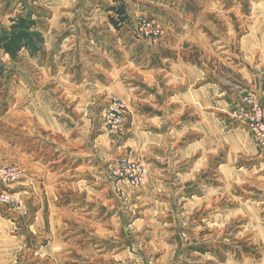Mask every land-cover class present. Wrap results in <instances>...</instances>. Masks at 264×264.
Here are the masks:
<instances>
[{
  "label": "crops",
  "instance_id": "0c3cea01",
  "mask_svg": "<svg viewBox=\"0 0 264 264\" xmlns=\"http://www.w3.org/2000/svg\"><path fill=\"white\" fill-rule=\"evenodd\" d=\"M53 1L56 2L49 3L56 13L59 6ZM64 2L62 11L76 10L79 15L69 28L91 27L96 30L93 35L112 28L109 21L97 23L96 19H89L96 14L109 17L111 5L106 0ZM73 4V9L67 8ZM35 10L32 4L33 13L37 14ZM36 25L39 27V20ZM204 27L194 26L197 32H184L177 41L170 40V47H161L154 66L143 72L142 82L126 80L121 70L113 69L108 86L85 79L73 84L70 81L74 74L70 71L63 75L70 84H64L62 90L57 88L62 96L56 94L52 84L33 86L31 99L22 97L10 104H14V119L10 114L0 119L4 132L0 135V165L13 157L10 162L21 166L25 173L9 188L21 206L0 209V264L191 262L181 259L176 241L169 240L176 237L182 241L185 237L180 228H175L182 227L181 215L170 212V207L184 203L191 219L194 205L207 198L193 192L189 196L181 192L170 196L166 191L160 195L165 190L164 183L153 178L142 196H135L130 185H119L126 196L113 195L105 208L89 174L103 171V157H112L116 146L120 155L145 158L162 173L169 167L176 169L180 189H193L195 174L200 168L207 173L214 170L217 159L227 174L225 179L230 180L238 171L241 190L253 193L247 203L252 210L249 216L256 222L252 227L257 231L256 237L264 236V149L233 115L247 92L257 96L264 92V34L254 33L249 51L248 35L243 36L241 44L243 41L247 50L237 54L231 64V52L225 48L222 56L215 59L221 38L209 31L206 35ZM162 60L167 63L163 65ZM217 62H222V66L217 67ZM127 63L135 73L131 56ZM45 73L55 79L48 70ZM105 90L108 96L126 101L129 110L125 129L115 141L117 138L100 128L89 144L85 133L88 121L100 122L102 112L88 114L87 110L103 109ZM165 186L170 187L166 183ZM101 187L103 183L98 185ZM91 191L95 196H89ZM157 191L159 195L153 196ZM163 208L168 212L164 213ZM44 237L46 244L40 245ZM192 256L188 255L191 260ZM255 262L264 264V259Z\"/></svg>",
  "mask_w": 264,
  "mask_h": 264
},
{
  "label": "rangeland",
  "instance_id": "374dc122",
  "mask_svg": "<svg viewBox=\"0 0 264 264\" xmlns=\"http://www.w3.org/2000/svg\"><path fill=\"white\" fill-rule=\"evenodd\" d=\"M49 1L0 0V119L2 120L8 114L14 119V104H10L22 97L24 100L31 99L33 86L43 88L52 84L51 86L56 88V94L62 96V93H58V89L62 90L64 84H74L78 79L108 86L113 69L121 70L127 77L119 75L126 80L142 82L143 72L154 66L156 53L161 52V47L169 46L171 39L173 42L175 39L177 41L184 32L195 33L194 26H205L203 32L206 35L209 31L215 38H221L222 45H217L215 59L218 60V57L222 56V50L225 48L226 51L231 52L229 53L233 58L231 64H234L237 54L247 50L244 49L243 41L241 44L243 36L248 35L247 51H249L250 43L254 44L252 39L254 33L258 31L264 34V0H106L111 5L109 17L103 18L102 15L96 14L89 19L92 21L96 19L97 23L109 21L112 28L100 30L101 32L94 35L92 33L96 30L91 27L88 30L69 28L70 24H74L73 21L79 19L77 18L79 15L75 13L76 10L62 11L64 0L53 1L61 9L57 7L56 13H53ZM32 4H35L37 14L33 13ZM74 6L73 4L67 8L73 9ZM120 8L124 11H120ZM38 20L39 27L36 25ZM208 26L210 30L206 29ZM22 29L25 32L19 43L21 46L10 44L9 38ZM96 38L97 41L94 40ZM87 40L89 45L86 44ZM223 42L226 44L223 45ZM172 48L174 51V46ZM128 56H131V63H134L135 73L131 66V69H128ZM161 63L164 65L167 62L162 60ZM218 63L217 67L222 66V62ZM46 70L50 72V76H55V79L48 77ZM70 71L74 76L71 77L73 81L69 83L63 75ZM22 86L24 93L21 90ZM104 92L101 99L103 109L100 111V107L96 109L89 107L87 110L88 114L102 112L100 122L98 119L88 121L85 133L89 144L93 143V137L100 128L103 133L117 138L115 141L125 129L129 110L126 101L114 95L108 96L106 90ZM263 94L264 92L257 96L253 92H247L245 98L255 97L262 100ZM245 98L233 112L237 118L240 116V107L246 104ZM72 112L75 113V110ZM117 112L121 114L119 121L111 115ZM77 114L78 110L76 116ZM238 120L242 121L244 128L249 131L245 120L241 118ZM2 130L0 126V135L4 133ZM115 148L116 155L110 158L103 157V171L89 174V180L93 182L92 187L97 188L98 196L101 195L104 199L105 208L108 207L113 195L126 196L119 185H130L135 196H142L151 179H160L164 183L165 190L157 191L153 196L159 195V192L162 195L166 191L170 192V196L181 195L180 192L189 196L193 192L199 197L207 198L202 201L207 204L194 205L196 210L193 211L194 215L191 219L186 215L184 203L178 202L176 206L170 207V212L175 211L181 215L182 227L175 226V228H180L185 237L182 241H178L176 237L169 240L176 241V247L181 249L180 257L181 259L183 257L186 263L191 261L192 264H256L255 259H264V236L256 237L257 231L252 227L256 222L249 216L252 210L249 208L250 205H247L252 200L253 193H246L245 189L241 190L238 171L237 174L233 172L230 180L225 179L227 174L223 167H220V161L217 159L216 166L211 172L207 173L199 169L195 174L193 189H180L176 169L169 167L165 173H162L147 159H131L120 155L117 146ZM170 153L173 154L174 151L171 150ZM10 159L14 160L13 157L6 158L7 163H2L0 168L17 167L20 175L5 186V190L12 195L14 201L0 205V209L19 208L22 204L9 188L24 176L25 172L21 166L11 163ZM124 161L130 162V166L137 164L136 166L144 168L147 173L146 179L143 182L132 183L130 173L125 170L122 173L118 172ZM100 183H103V187L98 188ZM165 183L170 187L165 186ZM208 184L210 186L207 188ZM109 186H115V189ZM99 191L103 193L100 194ZM89 196H95V192L91 191ZM163 210L164 213L168 212L165 208ZM190 230H194V233H189ZM45 239L46 237L40 239V245L46 244ZM188 255H193V259L191 260ZM25 258L27 259L26 256Z\"/></svg>",
  "mask_w": 264,
  "mask_h": 264
},
{
  "label": "built area",
  "instance_id": "2783aa9c",
  "mask_svg": "<svg viewBox=\"0 0 264 264\" xmlns=\"http://www.w3.org/2000/svg\"><path fill=\"white\" fill-rule=\"evenodd\" d=\"M246 104L240 107L239 118L244 119L250 132H252L261 149H264V94L262 100L255 97L245 98ZM112 117L117 121L120 119V113H111ZM130 162H123L119 167L118 172L125 170L131 174L132 183L143 182L146 179L147 173L141 166L135 164L130 166ZM143 167V166H142ZM140 173V175L138 174ZM20 175V170L17 167L0 168V205L10 204L14 201L12 195L5 190V186Z\"/></svg>",
  "mask_w": 264,
  "mask_h": 264
},
{
  "label": "trees",
  "instance_id": "16d2710c",
  "mask_svg": "<svg viewBox=\"0 0 264 264\" xmlns=\"http://www.w3.org/2000/svg\"><path fill=\"white\" fill-rule=\"evenodd\" d=\"M121 10L124 11V9L120 8V11ZM24 32L25 31L23 29L21 31H18L15 35L12 36V38H9V40H10L9 43L14 44L15 46L20 45L19 43L21 42V39L23 38Z\"/></svg>",
  "mask_w": 264,
  "mask_h": 264
}]
</instances>
